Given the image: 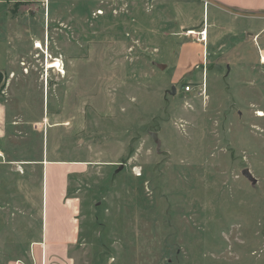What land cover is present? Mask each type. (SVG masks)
Masks as SVG:
<instances>
[{
    "label": "rangeland",
    "instance_id": "rangeland-1",
    "mask_svg": "<svg viewBox=\"0 0 264 264\" xmlns=\"http://www.w3.org/2000/svg\"><path fill=\"white\" fill-rule=\"evenodd\" d=\"M237 24L204 0H0L20 121L0 141V264L40 263L42 172L20 166L45 148L76 163L80 203L47 264H264V64ZM205 27L206 64L187 36Z\"/></svg>",
    "mask_w": 264,
    "mask_h": 264
},
{
    "label": "crops",
    "instance_id": "crops-1",
    "mask_svg": "<svg viewBox=\"0 0 264 264\" xmlns=\"http://www.w3.org/2000/svg\"><path fill=\"white\" fill-rule=\"evenodd\" d=\"M204 2L208 12L211 7V11L232 14L234 19L238 20L237 28L242 30L246 27L241 32L246 33L255 42L259 56L264 57V0H204ZM207 55L208 45L203 49L204 64L207 62ZM17 62L19 56H16L15 64ZM192 65L196 69L199 64ZM11 73H15L14 70ZM8 74L7 71H0V141L9 137L10 123L20 122L14 121L6 105L7 99L4 98L10 92L8 83L12 82L11 78L6 77ZM49 155L50 150L45 148L39 160L23 162L22 167L20 166L21 169L40 168L42 172V188L39 191L42 204L41 240L38 243L41 251L39 264H47L49 254L50 260L65 258L69 248L79 240L80 203L78 198L68 194L70 179L77 171V165L72 161L52 160Z\"/></svg>",
    "mask_w": 264,
    "mask_h": 264
},
{
    "label": "built area",
    "instance_id": "built-area-1",
    "mask_svg": "<svg viewBox=\"0 0 264 264\" xmlns=\"http://www.w3.org/2000/svg\"><path fill=\"white\" fill-rule=\"evenodd\" d=\"M187 36L192 37V38H197L198 42H200L202 45H204V47L207 46V43H208V30L206 29V27L204 29H202L200 32L188 31L187 32ZM260 58H261V62L264 64L263 56H260ZM200 86H202L204 88L206 85L204 83H202V85H200ZM184 90H185L186 93H190V92L194 91L193 84H191V83L187 84L184 87ZM200 95H202V91L200 92ZM0 153H1V151H0ZM1 158H3V157L1 156Z\"/></svg>",
    "mask_w": 264,
    "mask_h": 264
},
{
    "label": "bare ground",
    "instance_id": "bare-ground-1",
    "mask_svg": "<svg viewBox=\"0 0 264 264\" xmlns=\"http://www.w3.org/2000/svg\"><path fill=\"white\" fill-rule=\"evenodd\" d=\"M48 69H54L59 73L66 74L64 70L60 68V65L57 62L51 63V65L48 66ZM260 116H262V114H260Z\"/></svg>",
    "mask_w": 264,
    "mask_h": 264
},
{
    "label": "water",
    "instance_id": "water-1",
    "mask_svg": "<svg viewBox=\"0 0 264 264\" xmlns=\"http://www.w3.org/2000/svg\"><path fill=\"white\" fill-rule=\"evenodd\" d=\"M172 94L173 95H176L177 94V88L175 86L172 88Z\"/></svg>",
    "mask_w": 264,
    "mask_h": 264
}]
</instances>
